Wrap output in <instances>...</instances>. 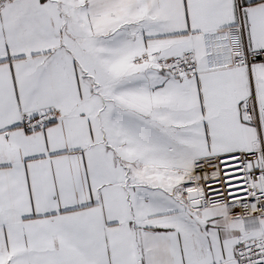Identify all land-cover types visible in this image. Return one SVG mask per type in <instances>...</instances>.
I'll use <instances>...</instances> for the list:
<instances>
[{
	"label": "snow or ice",
	"instance_id": "6c2138e0",
	"mask_svg": "<svg viewBox=\"0 0 264 264\" xmlns=\"http://www.w3.org/2000/svg\"><path fill=\"white\" fill-rule=\"evenodd\" d=\"M0 264H264V0H0Z\"/></svg>",
	"mask_w": 264,
	"mask_h": 264
}]
</instances>
